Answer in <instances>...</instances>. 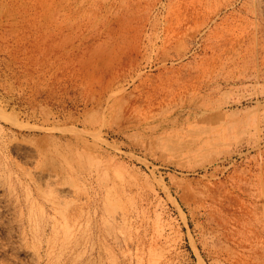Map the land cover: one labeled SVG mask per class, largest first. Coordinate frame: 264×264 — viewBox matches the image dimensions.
I'll use <instances>...</instances> for the list:
<instances>
[{"label":"rangeland","instance_id":"obj_1","mask_svg":"<svg viewBox=\"0 0 264 264\" xmlns=\"http://www.w3.org/2000/svg\"><path fill=\"white\" fill-rule=\"evenodd\" d=\"M0 264H264V0H0Z\"/></svg>","mask_w":264,"mask_h":264},{"label":"bare ground","instance_id":"obj_2","mask_svg":"<svg viewBox=\"0 0 264 264\" xmlns=\"http://www.w3.org/2000/svg\"><path fill=\"white\" fill-rule=\"evenodd\" d=\"M112 85V84H111ZM197 112V111H196ZM148 116V115H147ZM179 116V115H178ZM214 125V124H213Z\"/></svg>","mask_w":264,"mask_h":264}]
</instances>
